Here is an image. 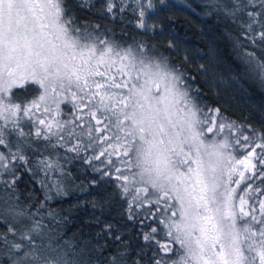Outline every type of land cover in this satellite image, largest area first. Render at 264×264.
<instances>
[{"label":"snow or ice","instance_id":"1","mask_svg":"<svg viewBox=\"0 0 264 264\" xmlns=\"http://www.w3.org/2000/svg\"><path fill=\"white\" fill-rule=\"evenodd\" d=\"M75 3L94 7V0ZM133 3L135 26L152 30L146 17L153 0ZM208 4L255 49L241 56L243 71L264 88V0ZM120 5L123 13L127 0ZM115 8L105 0L101 14L115 19ZM99 28L80 20L70 0H0V177H11L0 182L15 191L21 163L33 176L50 170L43 156L49 147L92 149L84 162L105 165L92 167L114 183L128 219L140 225L144 246L133 264H264V128L227 120L168 57L143 41L104 38L110 30ZM236 46L245 43L238 39ZM33 85L38 96H23ZM61 104L71 106V119L58 118ZM69 139L77 142L69 146ZM26 149L39 154L31 166ZM56 190L64 194L60 185ZM5 216L13 222L0 232V243L9 246L11 264H81L51 243L35 244L39 221L23 225L18 218L25 213L8 208L0 211V224ZM112 227L105 226L110 235ZM126 255L119 251L108 264H121L117 256Z\"/></svg>","mask_w":264,"mask_h":264},{"label":"trees","instance_id":"2","mask_svg":"<svg viewBox=\"0 0 264 264\" xmlns=\"http://www.w3.org/2000/svg\"><path fill=\"white\" fill-rule=\"evenodd\" d=\"M181 1L184 6L168 0L163 3L154 0L155 9L146 17L147 23L154 27L144 31L135 26L138 15H134L132 9L136 8L138 13L139 8L133 0H127L123 13L120 12V0H114L115 19L107 13L101 14L105 0H94L91 10L78 7L75 0H70L72 11L80 20L98 24L101 32L110 30L104 38L111 37L125 45L134 40L143 41L148 49H154L155 55L168 57L170 64L179 67L199 88L203 100L213 108H219L220 115L227 120L264 128V88L244 73L241 61L245 50L255 49L247 44L237 25L223 11L211 7L208 0ZM238 39L245 43L244 48H237ZM170 42L172 47H169ZM14 91L17 92L15 99H21L20 91ZM37 91V86L33 85L23 96L31 99ZM70 112L71 106L63 104L62 118L66 119ZM225 133L228 135L227 129ZM77 139L87 144L84 138ZM76 142V139H69V146ZM43 143L41 141V145ZM25 154L29 157V166L39 156L31 149H26ZM92 154V149L77 154L63 147H49L43 156L49 159L52 168L47 172L37 171L34 176L21 163L17 169L21 178L16 182L15 191L0 182V211L15 208L24 212L25 217L18 218L23 225L30 226L33 221H39L41 235L35 238V244L51 243L56 252H67L69 259L79 260L81 264L85 260L88 264H108L109 258L119 251L127 252L126 257L117 256L121 264L125 259L127 264H133L144 246L140 225L128 219L124 211L126 202L120 199L114 183L109 182L108 177L102 179L100 172L92 167L107 170L105 165L95 160L90 164L84 162ZM10 179L9 176L0 177V181ZM94 180L98 183L94 184ZM57 185L63 188L64 194L57 193ZM46 196L49 198L45 199ZM41 203L44 207L37 213ZM33 213L37 214L33 216ZM3 218L6 223L0 224V232L7 231V224L13 222L11 216ZM108 224L113 226L111 235L105 231ZM15 227L20 230L21 224H15ZM116 235H120L121 240L117 241ZM8 239L23 243L12 235ZM55 254L49 253L50 258ZM9 255V246L0 243V264H11Z\"/></svg>","mask_w":264,"mask_h":264},{"label":"rangeland","instance_id":"3","mask_svg":"<svg viewBox=\"0 0 264 264\" xmlns=\"http://www.w3.org/2000/svg\"><path fill=\"white\" fill-rule=\"evenodd\" d=\"M144 2H146V0H143ZM154 1V0H153ZM168 1H170V2H172L173 4H175V5H178V6H184V3L181 1V0H168ZM153 4H154V2H153ZM153 9H155V5H154V7L152 8V10ZM37 86V88H38V91H37V94L35 95V96H38V94H39V87H38V85H36ZM62 106H63V104H61V109H62ZM67 118L66 119H63L62 118V114L58 117L60 120H68L69 118L71 119V117H70V115L69 116H66ZM206 135H208V138L209 139H211V135L210 134H206ZM225 136H227L226 135V133L224 132V133H222V134H220V135H218L217 136V139H223ZM113 159H115V157H113ZM239 177H234V179H238ZM232 187H237L236 185H234V186H232ZM240 189H238V191H239Z\"/></svg>","mask_w":264,"mask_h":264}]
</instances>
